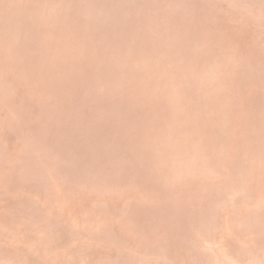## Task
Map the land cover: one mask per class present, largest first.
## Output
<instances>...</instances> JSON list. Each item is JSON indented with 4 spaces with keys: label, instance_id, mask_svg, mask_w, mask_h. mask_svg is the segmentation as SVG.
<instances>
[{
    "label": "rangeland",
    "instance_id": "obj_1",
    "mask_svg": "<svg viewBox=\"0 0 264 264\" xmlns=\"http://www.w3.org/2000/svg\"><path fill=\"white\" fill-rule=\"evenodd\" d=\"M0 264H264V0H0Z\"/></svg>",
    "mask_w": 264,
    "mask_h": 264
}]
</instances>
